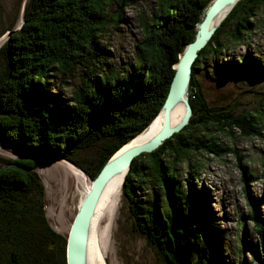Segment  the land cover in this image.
<instances>
[{"label":"trees","instance_id":"16d2710c","mask_svg":"<svg viewBox=\"0 0 264 264\" xmlns=\"http://www.w3.org/2000/svg\"><path fill=\"white\" fill-rule=\"evenodd\" d=\"M132 1L22 0V23L2 28L0 23V37L11 31L0 47V140L25 153L0 157V264H67V236L46 216L45 186L28 154L62 157L96 178L159 115L175 66L213 2L152 0L141 16L142 39L133 55L120 61L113 57L111 36L121 29ZM262 6L264 0L237 2L193 64L191 122L158 149L134 158L126 175L123 192L134 225L170 263L225 264V232L212 221L210 190L194 158L224 156L228 148L213 131L261 137L264 126L261 114L238 113L229 104L209 106L197 75L212 62L218 77H264V60L252 43ZM229 47L245 53L228 56ZM96 141L94 154L77 156ZM234 152L248 187L257 177ZM183 162L189 165L187 178L180 172ZM249 199L246 216L261 237L253 254L264 264L262 198Z\"/></svg>","mask_w":264,"mask_h":264},{"label":"rangeland","instance_id":"374dc122","mask_svg":"<svg viewBox=\"0 0 264 264\" xmlns=\"http://www.w3.org/2000/svg\"><path fill=\"white\" fill-rule=\"evenodd\" d=\"M21 1L0 0L1 28L15 21H17V26L22 23L25 0H23L20 11ZM132 3L133 6L125 10V20L121 29L111 36L113 57L117 56L120 61L127 60L128 56L133 55L135 43L142 39L141 16L148 14V6H151L153 2L152 0H133ZM257 17L259 27L253 34L252 43L255 45L257 56L264 60V6L259 8ZM231 31L229 29V33ZM8 36L7 32L0 37V47ZM250 50H253L252 46ZM224 53L228 56L233 53L241 54L245 53V48L229 47ZM213 66L212 62H207L197 75V86H199L201 95L207 99L209 106L217 109L229 104L238 113L251 111L254 115L261 114L264 126V77L222 78L216 75V69ZM189 96L192 100L191 88H189ZM212 134L219 137L220 140H216L227 146L228 150L223 153L224 156L218 157L214 153H208L207 156L196 155L194 159L199 161L197 164L201 166L199 171L201 182L210 190L209 205L212 211V221L225 232L223 262L242 264L246 261L247 264H259L254 258L253 251L256 250L257 243H261V237L246 215L251 208L250 195L262 198L260 211L264 214V127L261 137L245 138L239 135L230 137L226 133L217 131H213ZM97 147L98 141L77 156L89 157L95 153ZM235 150L245 157V161L252 167L257 177V181L248 187L243 180L241 168L238 166ZM24 154L14 146L0 140V157L19 158ZM28 156L38 158L36 170L45 186V211L48 220L56 231L68 236L85 194L83 184L78 183L74 171L66 162L77 168H83L67 159L47 153L43 155L29 153ZM145 159L147 158L143 157L141 160ZM188 166V162L179 165L182 178L189 177ZM89 179L93 182L91 175ZM124 182L123 180V184ZM201 182L198 186L204 188ZM187 184L185 182L184 187H187ZM246 189L250 190V195L246 193ZM115 204L113 214L107 218L109 230L107 228L106 249L102 246L107 264H180L179 261L170 263L163 258L158 246L135 227V219L130 213L124 192H121ZM244 221L248 235L244 232ZM105 222L102 220V229L105 225L107 226ZM260 249L259 245L258 251H261Z\"/></svg>","mask_w":264,"mask_h":264},{"label":"water","instance_id":"95a60500","mask_svg":"<svg viewBox=\"0 0 264 264\" xmlns=\"http://www.w3.org/2000/svg\"><path fill=\"white\" fill-rule=\"evenodd\" d=\"M238 1L239 0H213L212 4L205 9V13L201 15V21L197 25L194 40L185 46V49L175 66V74L166 100L160 111H163L164 115V122L161 130L147 142L132 145L117 155L118 151L121 150L120 148L106 163L99 175L96 178H93L92 187L87 196L81 202L67 236V264H82V259L86 251V238L91 225V220L101 191L108 179L118 171L126 169L130 170L134 158L158 149L168 139L172 138L174 134L179 133L191 122L194 111L190 100L187 101L183 120L174 127L171 123L173 106L186 93V90H188L187 93H189L190 82L193 77V64L198 58L200 51L208 44L215 31L227 16L218 24V26L213 27L215 18L220 12L228 7L232 10ZM8 34L10 35L11 31H9ZM34 159L37 162L38 158L35 157Z\"/></svg>","mask_w":264,"mask_h":264},{"label":"bare ground","instance_id":"6f19581e","mask_svg":"<svg viewBox=\"0 0 264 264\" xmlns=\"http://www.w3.org/2000/svg\"><path fill=\"white\" fill-rule=\"evenodd\" d=\"M230 11L231 8L228 7L227 9L220 12L214 20L213 27L218 26V24L229 14ZM187 92L188 90H186V93L173 106L171 113V123L173 127L176 126L179 122H181L185 116L187 101L190 100L189 93ZM163 122H164V115L162 111L152 121V123L149 125L150 127L148 126L146 130H144V132H142L132 141L124 145L121 148V150L118 151L117 155L132 145L144 143L150 140L155 134H157L161 130L163 126ZM66 163L74 171L78 183L83 184L84 186L83 193L85 194L83 197L84 199L88 194V192L90 191L93 182H91V180L89 179V175L86 174V172L83 169L77 168L68 162ZM128 171L129 170L126 169L114 173L108 179V181L103 187V190L101 191L99 200L95 207L94 215L91 220L89 232L86 238L87 246H86L85 255L82 259V264H107L106 256L102 250V246L104 249H106V245H107V237L109 230V225H108L109 222L107 218L109 217L110 214L111 215L113 214L114 209L116 208L115 203L117 199L120 197L121 192H123L122 191L123 180L125 181ZM102 220H105L106 221L105 223L107 224V226L105 225L103 229L101 228V225L103 224Z\"/></svg>","mask_w":264,"mask_h":264}]
</instances>
